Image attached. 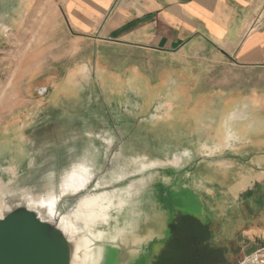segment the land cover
Returning a JSON list of instances; mask_svg holds the SVG:
<instances>
[{"label":"rangeland","instance_id":"obj_1","mask_svg":"<svg viewBox=\"0 0 264 264\" xmlns=\"http://www.w3.org/2000/svg\"><path fill=\"white\" fill-rule=\"evenodd\" d=\"M61 4L60 0H13L3 11L8 24L0 26V160L17 171L30 159L39 158L51 136L109 134L121 143L125 157L147 155L155 161L152 166H170V172L151 173L147 180H160L161 186L176 180L170 194H161L166 203L159 204L162 230L139 264H168L182 253L183 244L193 240L203 256L210 254V246L224 249L223 258L213 263L235 264L241 256L236 233L243 215H248L247 224L256 220L258 211L251 206L257 196L248 200V190L232 201L224 191L215 197L200 193L194 186L196 165L213 161L201 169L209 188L210 177L220 187L230 185L229 177L216 168L229 162L241 164L238 157L247 145L248 132L250 143H256L257 138L264 139V126H232L233 138L230 126H213L216 118L223 125L227 122L225 114L210 108V99L221 95L211 78L218 76L219 82L224 75V67L213 66L214 46L204 41L197 54L154 57L150 71L147 64L127 66L129 61L121 71L113 70L114 50L107 49L101 53L109 63L90 60L87 83L72 84L68 79H72L76 69L72 59L78 54L72 51L74 36L67 29ZM142 59L144 64L153 56ZM71 121L75 126H64ZM225 133L226 140L230 138L227 144L233 146L220 142ZM166 172L172 174V181ZM233 181L241 186L238 179ZM244 203L249 206L242 211Z\"/></svg>","mask_w":264,"mask_h":264},{"label":"water","instance_id":"obj_2","mask_svg":"<svg viewBox=\"0 0 264 264\" xmlns=\"http://www.w3.org/2000/svg\"><path fill=\"white\" fill-rule=\"evenodd\" d=\"M11 3L0 0V26L8 24L2 14ZM225 135L220 142L229 146ZM43 146L39 158L17 171L0 160V264H139L162 230L161 194L176 187V180L161 186L146 176L170 172V166H152L147 155L125 157L121 143L104 132L51 136ZM209 161L196 165L194 186L215 197L218 180L210 177L209 188L202 177ZM80 163L90 176L81 186L67 183L62 190ZM166 175L172 181V174Z\"/></svg>","mask_w":264,"mask_h":264},{"label":"crops","instance_id":"obj_3","mask_svg":"<svg viewBox=\"0 0 264 264\" xmlns=\"http://www.w3.org/2000/svg\"><path fill=\"white\" fill-rule=\"evenodd\" d=\"M60 1L67 29L74 36L72 51L78 54L72 59L76 68L72 79L67 78L72 84L87 83L90 60L106 63L108 58L101 51L107 49L114 50L111 60L117 66L112 65L113 70L121 71L129 61L127 66L147 64L150 71L154 57L197 54L202 43L209 41L215 48L213 66L224 67L223 81L218 82V76L211 78L221 95L210 99V108L227 117L224 125L216 118L213 126H230L232 134L234 126H264V0ZM148 56L153 59L143 64L142 58ZM145 85L153 86L148 82ZM250 134L238 157L242 163L235 166L229 162L224 168H216L229 177L230 185H213L217 192L231 196L232 201L248 190V200L257 196L251 206L255 208L251 210L258 211L256 220L247 224L248 215H243L242 227L236 233L241 256L235 264L245 260L260 264L264 255V139L250 143ZM244 205L242 211L249 206Z\"/></svg>","mask_w":264,"mask_h":264},{"label":"trees","instance_id":"obj_4","mask_svg":"<svg viewBox=\"0 0 264 264\" xmlns=\"http://www.w3.org/2000/svg\"><path fill=\"white\" fill-rule=\"evenodd\" d=\"M197 227L198 226H196V228ZM197 243V241L193 240L192 242L188 241L187 243L183 244V248L181 247L182 253H179L175 259L172 258L168 264H215L213 263L214 260L217 261L220 258H223L224 249L222 247L210 246L208 252L206 251L210 254L203 256V253H201L200 249H197Z\"/></svg>","mask_w":264,"mask_h":264},{"label":"bare ground","instance_id":"obj_5","mask_svg":"<svg viewBox=\"0 0 264 264\" xmlns=\"http://www.w3.org/2000/svg\"><path fill=\"white\" fill-rule=\"evenodd\" d=\"M74 169L71 171L68 177H66V181L64 180V184L62 185V190L67 186V183H76L77 185H82L90 176V172L85 164L80 163L73 167Z\"/></svg>","mask_w":264,"mask_h":264}]
</instances>
